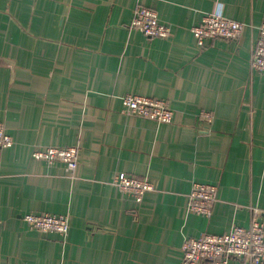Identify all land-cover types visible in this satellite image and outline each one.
<instances>
[{
	"label": "crops",
	"instance_id": "0c3cea01",
	"mask_svg": "<svg viewBox=\"0 0 264 264\" xmlns=\"http://www.w3.org/2000/svg\"><path fill=\"white\" fill-rule=\"evenodd\" d=\"M139 6L168 38L129 27ZM208 13L243 22L241 35L199 47L191 28ZM262 22L264 0H0L13 140L0 148V264H182L187 237L264 226V76L250 67ZM130 93L165 100L172 122L123 112ZM48 146H77L75 171L32 158ZM119 173L154 189L136 202ZM197 183L217 186L210 216L187 211ZM41 213L69 216V232L23 220Z\"/></svg>",
	"mask_w": 264,
	"mask_h": 264
},
{
	"label": "built area",
	"instance_id": "2783aa9c",
	"mask_svg": "<svg viewBox=\"0 0 264 264\" xmlns=\"http://www.w3.org/2000/svg\"><path fill=\"white\" fill-rule=\"evenodd\" d=\"M129 27L148 37L168 38L170 28L162 23L157 13L143 6L136 8ZM245 24L226 18L217 13H208L191 28L192 36L199 47L213 39L235 40ZM250 67L264 76V22L258 27V36L253 45ZM123 112L129 115L149 119L157 124L171 123L173 111L161 98L126 94L121 97ZM200 118L211 122L212 114L200 112ZM13 144L3 122H0V148ZM32 158L51 164L61 162L69 174L77 167V146H48L32 152ZM120 192L131 195L136 202H141L146 192L154 186L146 178H139L126 173H119L113 180ZM217 201V186L211 184H195L189 195L187 211L203 216H210ZM26 224L34 230L66 235L70 229L69 216L49 213L26 214ZM182 264H230L231 258L246 259L249 264H264V226L253 219L249 226L232 224L223 234L205 233L199 237H187L182 246Z\"/></svg>",
	"mask_w": 264,
	"mask_h": 264
}]
</instances>
